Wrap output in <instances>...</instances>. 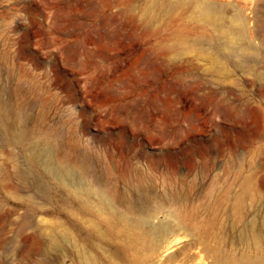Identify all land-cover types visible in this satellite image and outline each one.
Instances as JSON below:
<instances>
[{"label": "rangeland", "instance_id": "rangeland-1", "mask_svg": "<svg viewBox=\"0 0 264 264\" xmlns=\"http://www.w3.org/2000/svg\"><path fill=\"white\" fill-rule=\"evenodd\" d=\"M151 1L0 0L2 100L33 134H49L57 163L87 158L98 173L143 177L156 205L165 196L160 245L146 242L136 263L264 264V0H208L226 6L228 24L246 19L250 68L201 57L185 42L214 37L212 28L183 4ZM31 165L24 144L0 132V264H71L42 256L52 228L70 227L53 191L42 205L56 181ZM171 194L188 201L172 205ZM178 205L198 210L197 236L168 222Z\"/></svg>", "mask_w": 264, "mask_h": 264}, {"label": "bare ground", "instance_id": "bare-ground-1", "mask_svg": "<svg viewBox=\"0 0 264 264\" xmlns=\"http://www.w3.org/2000/svg\"><path fill=\"white\" fill-rule=\"evenodd\" d=\"M183 1L154 0L150 5L174 10L183 4V10L190 12L193 20L202 23L204 28L209 26L216 33L214 37L209 35V39L200 35L201 38H196V42L194 39L192 42H185L187 43L185 45L194 49L201 57L220 62L225 60L241 68H250L248 55L257 50L247 39L246 19L244 20L238 13L228 24L225 5L220 6L208 0ZM1 91L0 89V132L7 139L11 137L24 144L30 154V163L33 166H42L45 175L56 181L55 187H49L51 192L43 190L42 197L45 199H43L45 204L42 205H53L54 197L49 193L54 192L59 198L56 202L58 208L62 212H68V215L66 214L68 222H66L70 230L54 223L55 228H52L50 236L43 243L42 256L47 261L51 258V260L62 262L69 259L71 264H138L135 259L140 255L139 251L146 242H151L155 247L160 245L161 239L157 234L163 233L164 227L157 226L155 220L159 212L163 210L165 196H161L160 199L163 201L159 200L160 204L156 205L155 199L158 195L156 192L146 190L143 177L139 176L140 178L130 180L127 176L98 173L87 158L78 163L69 160L57 163L48 144L49 134L46 132L33 134L25 124L24 111L17 109L9 100L3 102ZM32 165L29 168H32ZM28 171L31 173L32 170L28 169ZM25 178L24 180H27ZM29 180L32 181V179ZM32 182L37 189L40 188L39 182ZM248 193L249 190L246 189L244 196L249 195ZM30 197L35 196L30 195ZM33 199L29 201L30 206L36 205L37 201ZM166 199L172 205L188 201L187 196L183 195L181 198L176 194L166 196ZM180 206H176L173 212L168 213V222L176 224L179 230L185 231L188 235L197 236L199 234L198 213H196L198 210H192L191 215L189 213L184 215L183 208ZM29 214L24 217L23 224L28 223ZM257 226L255 223H248L245 229L250 236L253 233L256 237H251L259 241L261 237L257 236L259 229ZM206 250L211 252L213 249ZM171 259L174 260L175 255ZM214 262L252 264L246 256H242V259L238 256L217 257Z\"/></svg>", "mask_w": 264, "mask_h": 264}]
</instances>
